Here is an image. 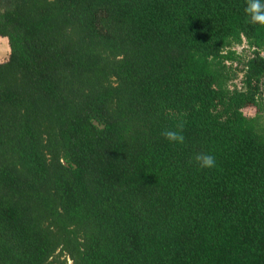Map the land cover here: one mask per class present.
Masks as SVG:
<instances>
[{
    "label": "trees",
    "instance_id": "1",
    "mask_svg": "<svg viewBox=\"0 0 264 264\" xmlns=\"http://www.w3.org/2000/svg\"><path fill=\"white\" fill-rule=\"evenodd\" d=\"M245 7L0 0V264H264V25Z\"/></svg>",
    "mask_w": 264,
    "mask_h": 264
},
{
    "label": "clouds",
    "instance_id": "2",
    "mask_svg": "<svg viewBox=\"0 0 264 264\" xmlns=\"http://www.w3.org/2000/svg\"><path fill=\"white\" fill-rule=\"evenodd\" d=\"M244 11L249 17V22L264 25V2L262 0H246ZM169 113L171 114V109H169ZM183 127V122L179 121L175 128H165L161 135L171 143L183 144L185 141ZM194 159L201 168H212L215 166V157L211 154L197 153Z\"/></svg>",
    "mask_w": 264,
    "mask_h": 264
},
{
    "label": "crops",
    "instance_id": "3",
    "mask_svg": "<svg viewBox=\"0 0 264 264\" xmlns=\"http://www.w3.org/2000/svg\"><path fill=\"white\" fill-rule=\"evenodd\" d=\"M10 58V47L7 38L0 37V63H5Z\"/></svg>",
    "mask_w": 264,
    "mask_h": 264
},
{
    "label": "rangeland",
    "instance_id": "4",
    "mask_svg": "<svg viewBox=\"0 0 264 264\" xmlns=\"http://www.w3.org/2000/svg\"><path fill=\"white\" fill-rule=\"evenodd\" d=\"M245 47H246V46L243 45V46H239V47H237L236 49H239V51H243V50L245 49ZM246 55H247V56H250V53L247 51V52H246ZM234 68H236V64L234 65ZM240 80H241V75L238 77L237 80H235V81L232 83V86L235 85V84L239 86V85H240ZM68 260H69V262H71L70 259H68Z\"/></svg>",
    "mask_w": 264,
    "mask_h": 264
}]
</instances>
